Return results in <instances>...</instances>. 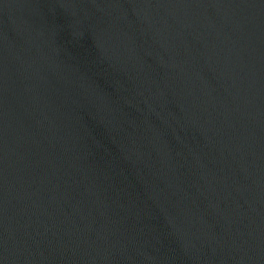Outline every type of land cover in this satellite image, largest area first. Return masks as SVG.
<instances>
[{"label": "water", "instance_id": "water-1", "mask_svg": "<svg viewBox=\"0 0 264 264\" xmlns=\"http://www.w3.org/2000/svg\"><path fill=\"white\" fill-rule=\"evenodd\" d=\"M0 264H264V0H0Z\"/></svg>", "mask_w": 264, "mask_h": 264}]
</instances>
